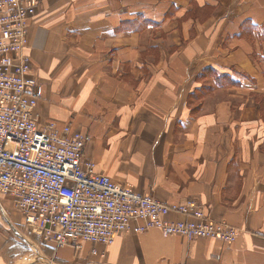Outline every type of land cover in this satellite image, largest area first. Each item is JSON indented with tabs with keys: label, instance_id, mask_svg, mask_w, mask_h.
I'll return each mask as SVG.
<instances>
[{
	"label": "crops",
	"instance_id": "0c3cea01",
	"mask_svg": "<svg viewBox=\"0 0 264 264\" xmlns=\"http://www.w3.org/2000/svg\"><path fill=\"white\" fill-rule=\"evenodd\" d=\"M150 38L171 46L151 78ZM26 53L40 125L84 133L85 158L118 185L194 200L238 235L150 230L56 249L0 197V264H264V0H43Z\"/></svg>",
	"mask_w": 264,
	"mask_h": 264
},
{
	"label": "built area",
	"instance_id": "2783aa9c",
	"mask_svg": "<svg viewBox=\"0 0 264 264\" xmlns=\"http://www.w3.org/2000/svg\"><path fill=\"white\" fill-rule=\"evenodd\" d=\"M43 0H0V197L56 249L86 242L111 246L119 234L158 230L190 241L235 242L238 231L213 221L194 200L162 203L96 172L88 137L55 122L40 125L43 89L27 55L28 26Z\"/></svg>",
	"mask_w": 264,
	"mask_h": 264
},
{
	"label": "rangeland",
	"instance_id": "374dc122",
	"mask_svg": "<svg viewBox=\"0 0 264 264\" xmlns=\"http://www.w3.org/2000/svg\"><path fill=\"white\" fill-rule=\"evenodd\" d=\"M145 25H143L144 27ZM155 35V34H154ZM165 44V45H163ZM169 45V46H168ZM168 51L169 50V47L170 46V43L168 41H164V43H158L156 39H148V41L146 42V46H145V49L146 52L141 56V60L145 61L146 59V56L149 58L148 60V63H149V78H151L155 73L154 71L151 70V65L155 64L161 57V54H162V50L163 48ZM171 51V50H170ZM207 75V77H209V73H205ZM203 75V74H202ZM205 75V76H206ZM158 76H160V74L158 73ZM167 78H171V79H177V78H180V75L178 73H173V72H170L167 76ZM181 78L182 80H184V73L181 74ZM197 78V77H196ZM204 84L202 85L200 91H198L199 93L195 94L196 97H199V96H204L205 94H207V92L209 91L207 85H210V81H205L203 82ZM207 84V85H206ZM49 122H54V121H49ZM47 122V123H49ZM46 124V123H45ZM41 125H44V124H41ZM80 132V131H79ZM82 133V132H81ZM84 134V133H82ZM89 141V139H88ZM88 143V142H87ZM87 145V144H86Z\"/></svg>",
	"mask_w": 264,
	"mask_h": 264
}]
</instances>
